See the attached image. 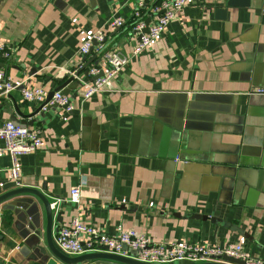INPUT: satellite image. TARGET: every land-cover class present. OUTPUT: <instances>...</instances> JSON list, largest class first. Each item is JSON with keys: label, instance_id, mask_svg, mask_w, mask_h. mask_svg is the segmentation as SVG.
<instances>
[{"label": "crops", "instance_id": "obj_1", "mask_svg": "<svg viewBox=\"0 0 264 264\" xmlns=\"http://www.w3.org/2000/svg\"><path fill=\"white\" fill-rule=\"evenodd\" d=\"M226 2L190 1L107 90L85 100L93 77L81 74V86L67 96L72 111L44 110L29 125L31 119L20 113L32 114L39 104L26 102L21 90L43 88L48 96L66 74L87 63L88 70L107 71L103 53L80 52L97 31L105 33L107 51L130 56L139 40L132 28L139 6L137 0H0V46L11 54L8 60L0 54V70L17 86L0 94V127L18 121L40 134L42 148L18 159V181L41 191L56 208L54 243L78 217L111 237L134 230L156 244L241 245L251 257L264 259V163L261 191L246 189L234 199L223 190L222 177L211 172L217 165L167 159L173 126L194 140L216 128L221 144H239L235 124L246 116L255 90L264 88V0L229 9ZM117 18L126 21L119 30L111 27ZM258 96L264 112V96ZM253 132L252 127L248 136ZM255 151L264 162V148L250 146L248 153ZM11 164L10 155L0 152V194L13 181ZM74 187L80 188L79 204L71 202ZM9 205L0 206V264H47L48 255L39 250L47 249L45 235L35 242L25 211L4 209Z\"/></svg>", "mask_w": 264, "mask_h": 264}, {"label": "built area", "instance_id": "obj_2", "mask_svg": "<svg viewBox=\"0 0 264 264\" xmlns=\"http://www.w3.org/2000/svg\"><path fill=\"white\" fill-rule=\"evenodd\" d=\"M190 1L192 0H157L154 5H150L149 0H137L139 11L135 13L132 28L138 34L139 40L130 56H124L118 50L107 51L106 35L103 31H97L92 38L87 40L81 47V54L87 56L91 49L96 54L103 53L109 69L104 71L93 67L89 70V76L93 78L100 74L102 76L87 85L83 94L84 99L88 100L107 90L120 71L130 64L132 58L151 48L154 42L165 34L168 27ZM147 11L149 16H155V20L148 27L145 20ZM125 23L123 18H117L111 22V27L119 30L126 26ZM145 29H147L146 33H144ZM93 42L96 45H93ZM0 54L6 60L11 57L10 52L6 51L4 46H0ZM16 89L17 86L12 83L4 71L0 70V93L9 95ZM255 93L264 96V88H257ZM21 94L26 102L39 105L45 102L47 96L43 88L22 89ZM47 105L64 107L67 111L73 110L69 97L61 92L55 93ZM0 140L5 144L0 152H7L11 158L10 176L13 181H18V159L22 155L35 154L42 148L40 134L36 130L10 121L0 127ZM70 198L71 202L80 203L79 187L72 188ZM55 244L61 252L73 257L102 252L129 257L127 251H132L136 253L135 260L149 264H201L220 262L224 257L242 260L244 264H264V259L251 257L241 245L219 247L199 243L156 244L146 235L134 230L124 231L117 237H111L100 233L93 227L86 226L78 217L58 232Z\"/></svg>", "mask_w": 264, "mask_h": 264}, {"label": "water", "instance_id": "obj_3", "mask_svg": "<svg viewBox=\"0 0 264 264\" xmlns=\"http://www.w3.org/2000/svg\"><path fill=\"white\" fill-rule=\"evenodd\" d=\"M249 0H227L226 6L229 8L236 7H248ZM223 14L221 11L218 14ZM150 24V20H146V26ZM147 29L144 30V33ZM93 45H96L93 42ZM93 49L88 56L92 55ZM87 57L84 58V61ZM89 65L87 63L80 71L75 72L71 75L69 72L66 76L59 80L61 86L56 91L48 94L45 102L29 115L21 114L23 118H30L31 122L29 125H33L34 117L38 115H43L42 112L45 110H50L52 108L59 107L57 105L48 106L52 97L56 92L62 91L65 96L70 95V90L81 86V82L77 80L81 74L85 77L89 76ZM102 74L92 78L95 81L97 78L101 77ZM1 94V93H0ZM250 108L246 114L236 122L235 128L233 129V134L241 137L239 144L224 145L220 141V133L216 128L212 131L211 136H206V139L194 140L192 137L188 136L187 133L182 132L180 126H173L174 133H170V138L167 141V148L169 151V156L167 159L172 161L184 162L185 164L197 165V164H214L212 173L222 177V188L229 194L234 196V199H240L244 191L247 189L249 191H261L260 187L263 182L262 175L258 177L259 167L263 166L262 156L255 151L254 155L248 153L250 146H256L264 148V112L260 109L263 108L262 103L254 99L259 97L258 95H253ZM263 97V96H261ZM15 123H19L15 121ZM24 125V124H23ZM255 129L253 132L254 137L248 136L249 129ZM229 132V130H227ZM235 132V133H234ZM264 155V154H262ZM251 156V157H250ZM255 159H250V158ZM173 164H170V167ZM170 174L173 173V169L168 170ZM170 176V175H169ZM262 180V181H261ZM3 193L0 194V206L6 202H10L8 209L19 213L16 211L23 210L31 221L33 229L31 234L34 235L35 242L41 241L42 235H45L47 249L42 250L39 248L43 255H48L47 264H89L90 262L108 260L119 264H149L139 262L134 259L136 255L135 252L125 251L129 253V257L114 255L106 252L102 253H90L84 254L77 257H70L61 252L53 241V226L55 218L57 217L56 208H52V203L48 197H46L41 191L22 186L19 181H12L11 183H6L2 188ZM18 209V210H15ZM44 211L45 215V232H42L41 223V211ZM61 218V215L58 217ZM201 264H244L242 260H237L234 258L224 257L220 262H209Z\"/></svg>", "mask_w": 264, "mask_h": 264}]
</instances>
